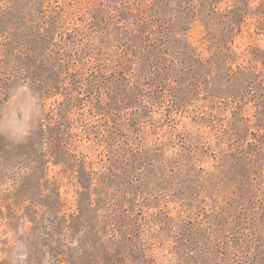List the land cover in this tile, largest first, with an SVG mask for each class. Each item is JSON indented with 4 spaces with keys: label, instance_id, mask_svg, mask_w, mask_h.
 Listing matches in <instances>:
<instances>
[{
    "label": "rangeland",
    "instance_id": "1",
    "mask_svg": "<svg viewBox=\"0 0 264 264\" xmlns=\"http://www.w3.org/2000/svg\"><path fill=\"white\" fill-rule=\"evenodd\" d=\"M0 264H264V0H0Z\"/></svg>",
    "mask_w": 264,
    "mask_h": 264
}]
</instances>
